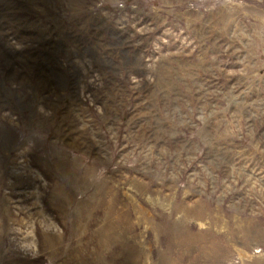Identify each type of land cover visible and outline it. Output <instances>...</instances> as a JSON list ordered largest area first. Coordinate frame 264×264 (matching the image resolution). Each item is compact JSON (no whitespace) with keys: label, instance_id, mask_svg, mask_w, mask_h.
I'll return each mask as SVG.
<instances>
[{"label":"rangeland","instance_id":"1","mask_svg":"<svg viewBox=\"0 0 264 264\" xmlns=\"http://www.w3.org/2000/svg\"><path fill=\"white\" fill-rule=\"evenodd\" d=\"M0 264H264V0H0Z\"/></svg>","mask_w":264,"mask_h":264}]
</instances>
